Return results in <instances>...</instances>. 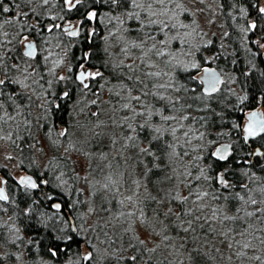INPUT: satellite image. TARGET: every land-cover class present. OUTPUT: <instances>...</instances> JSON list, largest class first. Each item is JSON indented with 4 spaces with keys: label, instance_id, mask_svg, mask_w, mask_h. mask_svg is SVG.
<instances>
[{
    "label": "rangeland",
    "instance_id": "obj_1",
    "mask_svg": "<svg viewBox=\"0 0 264 264\" xmlns=\"http://www.w3.org/2000/svg\"><path fill=\"white\" fill-rule=\"evenodd\" d=\"M75 1L76 0H72L73 3ZM91 1L92 0H89L87 2L90 3ZM9 3L10 0H8L5 5L12 9ZM15 3H19L20 8L17 9L13 3V11L10 10L12 11V15L10 14V11L3 12L2 10V13L0 12V25H2V27H0V57L3 58L0 60V63L5 65L4 69H0V77H3L4 71H7L10 77L22 80L25 75H28L26 83L31 85V87L25 89L24 92L25 94H30L32 96V104L29 107L23 108L24 115H16L13 108L6 104L7 111L12 115H16L17 120H8L6 123L0 122V128H2L0 135L7 136L8 133H12V139L15 140L14 125H19L18 123L23 121L25 115L29 112L31 115L27 118H34L37 120L39 117V123L44 126V130L46 131L43 134L40 132L37 140L32 143L35 147L30 145L32 148L31 160L30 158H25L23 160L18 154L19 152L14 149V144L11 141H0V187L2 186V179H5L8 194H12L11 199L9 196V199L11 200L10 202L0 201V233H2L4 239H7L11 244L9 252L6 251L5 247L0 245V257L3 258L0 259V264H28L26 246L29 237L25 231L18 226V217L16 213L18 209L15 201V194L17 190L16 186L20 184V181L27 175L32 176L29 172V169L32 167H37V173L40 176L36 180L40 184L38 189H41L43 186L44 188H47V186L45 187L47 183L45 185L41 184V182L46 181V179L48 181V178L45 179L43 177L44 171L47 170L50 185L52 184L56 190L64 194L66 199L69 198L70 200L68 203L71 201H77L76 206L73 209L74 214L69 207H63L62 215H64V217L66 216V218L71 221L68 223L67 228H65L63 220H60L59 217L58 220L61 222L60 230L64 229V231H61L63 234H60V236L66 235L67 232L75 226L79 232L78 239L82 241L81 246L77 251L72 250L68 254L61 253L58 258L54 259L38 257L34 264H77V261H79V264H115V261L111 259L112 253L122 254L125 257L133 254L137 255V252L139 253L141 250L138 247L132 249V247L129 246L130 240L132 244H135L136 242L131 239V233L125 232V228L127 227L125 221L127 218L121 216L120 213H127L129 211H137V213H139V209L143 208L146 214L152 216L154 209H163L164 206L151 200V196L157 195L156 189L153 188L151 183L148 184V190H145L143 186L137 189L134 181L137 179L143 180V177L139 175L142 168L136 163V151L131 147V142H128L129 147H123L125 136L132 134L127 125L132 124L133 127H136L145 119V117L135 115L132 108L125 109L122 107L124 103L129 102V94L128 90L122 88L121 85L123 83L132 86V82L122 78L117 80L113 78L114 76L112 73H101L102 75L97 76L95 79L91 77L89 87L84 88L83 84H81L77 78L78 72L81 70L85 71L88 68L91 69V73L100 72V70L91 68L85 63L78 65L76 71L73 69L74 65L69 52L70 49L79 43L78 41H71V43L67 44V42L65 44L64 39L69 37V39L71 38L72 40H75L78 37H70L63 27L69 23L67 15L69 12L75 11V9L73 8L74 10L69 11L64 0H49L47 4H45L43 0H33L31 4L26 3L25 0H15ZM84 3H86V0H82L78 6L83 5ZM89 5H92V3ZM97 5L100 7L105 6V4L102 3H97ZM184 5L192 11H195L197 8L202 9V11L197 12L194 17L198 27H195V30H193V28H181L179 32L181 41L183 42L170 41L171 50L176 54V60L173 61V64L179 63L181 68L165 70L170 71V75L175 78H177V74H179L178 72L195 70L198 73L196 77L200 78L203 69L210 66L208 62L212 59V56H207L205 60L206 62L204 65H201L196 58L197 48H195L194 43L198 40L203 42L202 44H206L205 42L207 40L209 41L214 33L217 32V27L221 26L222 17L220 16V10L215 0H204L203 4L197 3L196 5H193L191 0H184ZM260 8H264V1H262ZM109 9L108 12L97 11L98 18L92 21L87 19L88 21L82 30L83 33H87V37L90 38L95 36V25L93 24H95L96 21L99 22L102 29L105 27V33L100 36L102 43L104 44V51L107 55V61L104 60V65L109 67L107 68L108 72L110 69H113L112 66L118 63L119 59H124V53L119 50L123 41H121L119 37H127L136 34L134 32L131 34L128 31H125L128 28H135L136 22L124 16L120 7L109 6ZM93 11L96 12V10L86 11L85 18L88 13ZM24 12H27L28 15H23ZM240 14L241 13L238 14L240 16L238 18H236L235 15L232 16V20L243 24L241 19L244 17ZM116 17H119V19H116ZM181 19L183 20L184 17L181 16ZM6 20H10L11 22L6 23ZM249 22V30L248 28L246 29L248 33L251 30L250 25L253 23L255 24L253 20H249ZM41 25L44 26L42 27ZM49 27H52V32L47 31V28ZM42 29H44L43 32H41ZM242 30L244 31V29ZM113 33L115 35H113ZM24 36H29L35 40L34 42H37L38 50L35 58L23 56L25 49L24 44L26 42L23 41ZM36 36L39 38V41L36 39ZM8 41H11V43H8ZM149 43H151V41H149ZM254 44H256L258 53L261 54L264 61V47H261V45H264V42L259 38H256ZM131 50L133 49H130V52ZM131 54L135 57L140 53L138 50H133ZM152 59L156 60L157 58L153 57ZM131 62V59L125 60V63ZM13 64L18 65V69L12 68L11 65ZM193 64H197L199 67L194 68L192 67ZM160 67L164 66L161 64ZM185 67L187 68V71L184 70ZM25 69H27L26 73L24 71ZM71 72H73L78 87L75 88L73 92H70L73 87L72 85L74 84L70 76ZM221 73L223 76L221 89L224 92L225 98L234 96L237 99L236 91L238 88L235 83L234 75L223 71H221ZM60 77H64L65 79L61 80ZM167 79V77H163L158 82H165ZM34 81L36 83H33ZM49 81H51V86H49ZM86 82L89 83V80H86ZM145 83L148 85L147 89H143L142 85H136L133 87L132 95H141V100L145 105H151L153 108L163 107L164 102L161 101L162 104H157L156 102L159 100L152 95H142L143 91H159L165 95H179V93H170V90L166 92L165 89L154 88L153 84L157 83V81L145 80ZM64 92L72 93L74 95L71 96V98L68 97L69 100L66 98V100L64 98L58 99L57 97H61ZM117 93H119V95H117ZM190 96L194 98L192 93H190ZM197 97H199V95L195 96V98ZM5 99L7 98L5 97ZM206 99L208 100V98ZM206 99L204 102L207 104ZM17 100L21 104H24L25 102L21 96H17ZM62 100L69 101L66 103L69 104V111L67 117H65L67 121L66 124L61 122L55 123L52 121L53 119H49L52 110L57 109L55 108V105H60ZM41 103L44 104L45 109L48 111H44L38 107ZM130 103L132 107L135 108L136 112L144 111V109L140 107V102L132 100ZM257 109L264 110V105H261ZM92 113H97V115H92ZM2 114L3 112L0 111V115ZM173 114L178 117L183 115H179V113ZM219 115H221V113H219ZM194 117L196 118V116H193L192 118L189 117L190 120L182 121L184 128L177 132V137H179V139L175 140L176 152L183 153L187 150L189 154L180 157L174 156L170 161L171 168L173 169L171 175L174 177L172 184L179 189L182 183V181L179 180V177L183 176V178H185L183 186L185 192L183 193L184 195L188 194V185L192 182L191 178H186L190 171L196 169V176L200 175L201 169L205 170L207 173L209 164L203 162V157H205L208 148L212 149L211 152L214 156L219 145L224 143H230L232 146L235 145V143L232 142L233 137L231 132L226 128L221 132H214V140H217L216 142H213L208 131L206 132L202 129V123L200 122L196 124L198 120L196 121L193 119ZM158 119V117L153 116L151 122L155 123ZM245 121L246 119L244 117L243 125ZM169 123L176 125L177 121H170ZM97 125H99V127H97ZM121 125H123V127H121ZM84 126L94 128L95 132H99L101 135L95 136L89 134L88 142H85L82 135V132L86 130ZM189 127L192 131L189 132L188 137H184L183 132L187 131ZM64 128L68 129L69 134L62 137L59 135V132ZM3 130H6V132ZM49 131H51L50 138L47 135ZM139 131L140 129L137 127V133H139ZM201 134H203L202 138H197L201 137ZM189 138H191V143H185ZM112 139H115L116 141L114 145L112 144ZM167 139L171 140L173 138L168 136ZM54 141L57 143H53ZM16 142L15 146H18L19 142ZM70 145L73 147H69ZM262 145H264V142ZM41 148H43V151H40ZM193 148L196 150L193 151ZM65 149L68 150L65 151ZM253 150H255V148H252L250 152ZM262 150L264 152L263 147ZM55 151L61 154L64 158H69L72 163L76 160H89L91 170L87 174V181L84 179L86 173L82 172L79 167H76L74 169V177H77V174H79V179L76 178L77 183L75 184L74 189L73 183L69 181L70 179H67V177L64 176V173L62 175V172L56 171L54 166L52 168L50 165V161L55 157ZM7 156H11L12 158L6 159ZM224 171L225 169L221 172ZM108 176H111L112 181H114V183L110 185L111 191H105L103 189V185L109 183L106 179ZM57 177H60V179L58 180ZM249 179L250 178H245L247 184H249ZM229 183L233 182L229 181ZM263 185H248L250 189L256 190L248 194L256 197L257 194H260L258 189L264 187ZM21 187L28 188L27 185ZM202 190H204V188H202ZM134 192H138V195L134 197L136 205L135 207H132L125 198L132 195ZM161 195L163 194L161 193ZM241 195L245 194L241 193ZM52 197H54V200H52L51 203L52 205L54 203H60L63 206L62 202L58 200L61 196L58 199L55 196ZM121 200H124L123 204L120 203ZM102 203L105 204L109 211H100ZM205 203L206 207L204 209V214L210 216L212 208L218 207L222 201H213L210 197H207L205 198ZM90 206L94 207L96 212L88 213V208ZM188 206L192 207L191 204ZM254 207H264V205H244V209L247 211H252ZM82 214L83 221L79 218ZM239 215L243 216L244 211L242 210ZM248 219L249 218H245V220L238 219L235 222L227 223L229 228L235 230L234 234L236 235V239L241 242L245 239H251L252 232H255L256 235H261V233L256 230L258 228H264V224H262L257 218H251L253 219L251 220L253 227L249 231V234L245 237L240 236L239 232L241 231V226H246L245 221ZM82 223L86 231H79V226ZM215 226L217 229L222 227L218 223ZM159 230L160 229L157 228V231ZM114 232L117 235L118 233H121L120 236L123 238L115 241L113 238ZM105 233H107V235H105ZM168 234L170 236L175 235L173 232H169ZM197 234L202 235L199 229L197 230ZM219 239V237L213 238L210 236V242L203 248L204 252L210 253L213 257V259H210L209 261L210 264H259L258 261L238 257L235 254L236 245H233V248L229 250L219 243ZM87 241H91L96 249L94 252V255L96 256L94 262H84L83 260H80L78 255V253L93 251V248L89 247ZM179 243V240L164 242L161 237H156L153 242L148 244V247L151 248L156 245H159V247L156 248L155 252L144 251V255L146 256H144L145 258L141 264H145V262L148 261V258L153 255L157 258L159 257L162 261L168 259L170 264H180V261H183L184 264H188L187 255L183 254L182 250H177L176 246H178ZM253 243L257 246V253L255 254H261V251L264 250V246L259 245L258 241L255 240ZM214 244L216 247L221 248V253L212 250ZM190 246L191 241L189 242V247ZM248 255L251 256L254 255V253L249 250ZM17 256H19L20 259H17ZM229 257H231V259H229Z\"/></svg>",
    "mask_w": 264,
    "mask_h": 264
},
{
    "label": "snow or ice",
    "instance_id": "obj_2",
    "mask_svg": "<svg viewBox=\"0 0 264 264\" xmlns=\"http://www.w3.org/2000/svg\"><path fill=\"white\" fill-rule=\"evenodd\" d=\"M26 3L31 4L33 0H25ZM45 4L49 0H43ZM82 0H76L74 4L72 0H64V3L68 6L69 11L72 8L76 7V4L81 3ZM97 3L108 4L111 6L120 7L122 14L128 19L134 20L136 22L135 28H128L125 31L129 33H136L134 36L129 35L127 37H119L123 43L120 46V52L124 53V59H119L118 63L114 64L112 67L114 70H126V71H116L118 78L126 79L132 82V86L128 84L121 85L122 88H126L129 94V102L122 105L123 108L128 109L132 108V111L135 112V115L145 117L144 121L133 127L132 124H128L127 127L132 133L131 135L125 136V143L123 147H129L128 142H131V147L136 151V163L141 166L142 170L139 173L143 180L137 179L134 181L137 189L143 186L145 190H148V184L151 183L153 188L156 189L157 195L151 196V200L155 201L157 204L164 206L163 209H154L152 216H149L145 213L143 208L137 211H129L127 213L121 212V216H125L127 227L125 228L126 233L132 234V240H135V244H132L131 240L129 241L130 247H138L141 251L155 252V247H148V244L153 242L156 237H161L164 242H171L172 240H179L180 243L177 247V250H182L183 254L187 255L188 264H209L210 259H213L210 253L204 252L203 248L207 246L210 242L209 237H219V243L231 250L233 245H236L235 254L238 257H243L248 260L258 261L259 264H264V250L261 251V254L257 253V246L253 241H258V244L264 246V228H258L256 231L260 232L261 235H256L255 232H252L251 239H245L243 242L236 239L234 234V229L227 226L228 222H235L238 219L245 220L246 226H241V231L239 235L245 237L249 234V231L252 229L253 225L251 223V218H257L262 224H264V207H254L252 211H247L244 209V205H264V187L258 189L260 193V199L258 200L254 195H249L248 193L254 192L256 190L250 189L248 184L243 183L241 187L246 190L245 195H241L240 192L234 191L236 188L235 183H229L226 179L227 169L224 172L217 173L215 176L208 175L205 170L201 169L200 175L195 179L200 180L203 178L205 181H208L207 185L211 191L202 190L200 185H197L196 188H192L191 185H188L189 191L187 195H182L178 188L170 183L173 180L171 172L170 161L174 156H187L189 153L185 150L183 153L176 152V143L175 140H178L177 132L184 128L182 121L189 120V115H180L179 117L173 113H182L187 109L192 108V105L188 103L187 96L180 95H165L159 91H143L142 95H152L159 101L164 102L163 107L153 108L151 105H145L141 100V95H132L133 87L136 85H142L143 89H147L148 85L145 83V80L157 81L153 84V87L156 89H165L170 93H179L183 90L185 93L189 89L182 84H179L177 78L170 75V71L165 69L176 68L180 69L181 65L179 63L173 64V61L176 60V54L170 47V41H181V36L179 30L181 28H193L198 27L194 19L197 12L202 11V9H195V11L189 10L184 5V0H96ZM15 7L20 8L19 3H15ZM193 5L197 3L203 4L204 0H191ZM0 6H3V12H9L11 9L4 4V0H0ZM179 10V11H177ZM261 14H264V8L259 9ZM23 15L27 16L28 13L24 12ZM97 12L93 11L88 14L87 19L92 21L97 19ZM181 16L184 19H181ZM119 19V17H116ZM6 23H10V20H6ZM2 27V25H0ZM58 27V26H57ZM256 24H251L250 28L255 29ZM52 27L47 28L48 32H52ZM65 31H69L65 29ZM70 35H78L76 31H69ZM113 35H115L113 33ZM23 41H28V37L24 36ZM151 41V43H149ZM183 42V41H181ZM11 43V41H8ZM25 51L23 52L24 57L34 58L35 56V45L28 41L25 45ZM264 47V45H261ZM130 49H136L139 51V55L135 57L132 56ZM156 57V60L152 58ZM3 58L0 57V60ZM126 59H131V63H125ZM138 61V62H137ZM159 63H158V62ZM164 67H160V65ZM12 68H17L18 65H11ZM192 67H199L197 64H193ZM5 65L0 63V69H4ZM187 71V68H184ZM25 73L27 69L24 70ZM205 75L202 77V83L206 85L203 90V96L211 97L215 92L219 91V84L222 81L216 76L215 73H210L208 69L204 70ZM95 79L97 76L102 75L100 72L96 73H84L81 72L78 79L80 83L83 84L84 88H88L89 85L84 83L89 76ZM143 77V78H142ZM163 77H167V81L158 82ZM28 75L24 76V79L12 78L9 76L7 71H4L3 77H0V111L3 112L0 115V122L6 123L8 120H16V115H24L23 108L29 107L32 104V96L30 94H25L24 90L31 87L26 83ZM61 80L65 79L60 77ZM33 83H36L35 81ZM49 86H51V81H49ZM42 87V85H41ZM11 89V91H10ZM35 91V90H34ZM195 92V89H191ZM119 95V93H117ZM17 96H21L24 99V104H21L17 100ZM69 96L68 92H64L61 97L58 99L67 98ZM5 97L7 99H5ZM198 99L201 97H197ZM135 100L140 102V107L144 111L136 112L135 108L132 107L130 101ZM50 103V102H49ZM94 103V101H93ZM6 104L13 108V111L16 112V115H12L7 111ZM44 111L45 109L43 103L38 105ZM60 105L56 104L55 108L59 109ZM207 110V104L205 103V109ZM167 113V114H166ZM31 113H27L23 121L25 127L30 128L32 126V121L27 117ZM92 115H97V113H92ZM153 116L158 117L159 119L153 123ZM130 119V118H129ZM197 119V118H193ZM198 119H205V117H199ZM257 119L256 113H252L250 116V122L245 127L244 131L246 133L244 139L248 140L249 137H253L259 134V132L264 131V124L257 129L256 125L253 123ZM170 121H177L176 125L169 123ZM42 125L39 123V117L37 118L36 127L39 128ZM85 127V131L82 132L84 141L88 142L89 134L95 136H100L101 133L95 132L94 128ZM99 127V125H97ZM123 127V125H121ZM137 127L140 129V132H146L147 136L141 137L137 133ZM192 129L189 127L187 131L183 132L184 137L189 136V132ZM2 132V128H0ZM68 129L64 128L59 132L60 136H67ZM48 137H51V131L47 133ZM197 137V138H202ZM168 136H171L173 139H167ZM21 137L17 136L16 139ZM8 140L13 144L16 143L12 139V133H8L7 136L0 135V141ZM57 143V142H53ZM116 143L115 139H112V144ZM185 143L190 144L191 138L185 141ZM35 147V145H32ZM69 147H73L70 145ZM68 149H65L67 151ZM196 149L193 148V151ZM43 151V148L40 149ZM216 158L220 161H228L229 150L224 148L223 150H217V153H214ZM249 157L255 158L260 157L259 161L255 159H249ZM11 156H7L6 159H11ZM103 158V154H102ZM238 165H253L259 164L261 168H264V152L260 150H253L246 154L244 158L237 159L235 161ZM79 167L80 170L86 175L84 179L87 181L88 173L90 172V161L85 160H76L73 161V169ZM243 175H248V169H241ZM63 175V173H62ZM187 175H191L188 173ZM59 180L60 177H57ZM77 179H79V174H77ZM106 179L109 183L103 185L105 191H111L110 185L114 183L112 177L108 176ZM215 181V184H212V181ZM21 183L26 184L30 188H37L38 185L31 181V179H24ZM47 183V181H43ZM66 183V182H62ZM161 193L163 195H161ZM138 195V192H134L132 195L127 196L125 199L129 202L130 206L135 207L136 200L135 196ZM210 197L213 201H222L218 207H213L211 210V215L204 214V209L206 207L205 198ZM8 197L4 194L3 189H0V201H7ZM47 199L52 200L54 197L49 195ZM77 201H71L68 205L69 209H74ZM121 204L124 203V200L120 201ZM191 204L192 207L188 205ZM52 208L55 210V214H60L63 211V206L60 203H54ZM244 211V215L240 216L239 213ZM31 211V209H29ZM100 211L106 212L109 209L105 204H101ZM96 209L94 207L88 208V213H94ZM83 221V214L79 217ZM51 219V217H49ZM60 220L64 221L65 228H67L69 221L63 215L59 216ZM221 225L220 229H217L216 224ZM157 228L160 230L157 231ZM200 230L202 235L197 234V230ZM18 231V230H17ZM60 231H64L61 229ZM79 231H86L83 223L79 226ZM175 233L174 236H170L168 233ZM76 234L74 236L73 234ZM79 232L77 227H72L66 235L63 236H54V240L57 243L50 245L47 249L48 254L52 258H58L61 253L68 254L71 252V245L74 243L75 239L78 238ZM107 235V233H105ZM191 241V246L189 247V242ZM14 242V241H13ZM89 247L93 248V251L87 253H78L80 260L84 262H94L96 256L94 252L96 251L94 245L91 241H87ZM29 244H32V240H29ZM213 251L221 253V248L213 245ZM254 253V255H248V251ZM20 259L19 256L16 257ZM0 259H3L0 257ZM111 259L115 261V264H122L123 261H127V264H139V258L136 254L130 256H123L122 254L112 253ZM231 259V257H229ZM79 264V261H77ZM147 264V262H145ZM180 264H184L183 261H180Z\"/></svg>",
    "mask_w": 264,
    "mask_h": 264
},
{
    "label": "trees",
    "instance_id": "obj_3",
    "mask_svg": "<svg viewBox=\"0 0 264 264\" xmlns=\"http://www.w3.org/2000/svg\"><path fill=\"white\" fill-rule=\"evenodd\" d=\"M87 1L89 0H86V3L82 5L83 10L81 17H85L84 14L86 11L92 9L99 12H108L110 10L107 4L100 7L94 0H92L90 3ZM215 1L217 2V6L220 10L222 24L221 26L217 27V32L214 33L209 41L207 40L205 42L206 44H202L203 42L198 40L194 43L195 48H197L196 58L198 62L201 63V65H204L206 62V57L212 56V59L208 62L211 67L218 69L220 72L223 71L225 73L234 75L235 83L238 88L236 91L237 99L234 96L225 98L222 89L219 91V93L212 95L211 97L203 96L201 82L199 78L196 77L198 74L197 71L193 70L187 72H178L179 74H177V80L179 84L185 85L189 89L187 93L181 90L179 95L187 96L188 103L192 105V108L179 113V115L186 114L189 115L190 118L196 116L197 119L195 120H198L196 124L200 122L202 123V129L206 132L208 131L213 142H216L217 140H214V132H221L225 128L231 132L233 137L232 142L235 143L233 146L234 155L232 158L226 162L220 161L215 157V155H212V149L208 148L205 157H203V162L209 164L207 174L210 176H215L223 169H227L229 167V171L226 173V179L236 184L234 191L246 194V190L241 187V184H247L245 178H250L248 180L249 186L264 184V168H261L259 164L238 165L235 163L237 159L244 158L251 150L249 144L245 142L242 132L245 114L259 108L261 105H264V61L261 54L258 53L256 44H254V40L256 38H259L264 42V14H261L259 11L260 5L264 0ZM91 3L92 5H89ZM72 12L73 11L69 12L67 19L73 16L74 12ZM239 13H241L240 15L244 17L241 19L243 24L238 23V21L234 22L232 20V16L234 15L236 18L240 17L238 15ZM249 20H253L257 27L255 29H251L248 33L246 29L248 28L249 30ZM41 26L43 27L44 25ZM242 29H244V31ZM43 30L44 29H42L41 32H43ZM94 30L96 32L94 37L89 38L87 37V33H83L82 31V34L75 40H72L71 38L69 39V37L64 39L65 44L67 42V44H69L71 41H78L79 43L70 49L69 52L74 65L73 69L76 71L78 65L86 63V65L89 67L100 70V73H112L114 76L113 78L118 80L119 78L116 75V71L110 69L108 72L107 68L109 67L104 65V60L107 61V55L104 51V44L102 43L100 35L105 33V27L102 29V27L99 25V22L96 21ZM36 39L39 41L37 36ZM133 50H131V52ZM70 76L74 83L70 92H73V90L78 87L77 82L74 79L73 72H71ZM191 89H195L196 91L193 92ZM190 93L194 95V98L190 96ZM73 95L74 94L69 93L68 97L71 98ZM196 95H199L201 98H195ZM68 97L66 99H68ZM206 98H208V100ZM205 99L207 101V110H204V103H206L204 102ZM67 102L69 101L62 100L60 102L59 109H53L52 113L49 115V119H53L52 121L55 123L61 122L66 124L67 121L65 117H67L69 111V104H66ZM156 103L162 104L161 101ZM219 113H221V115H219ZM199 117H205V119H198ZM30 120L32 121V126L30 128L25 127L23 123L14 125V139L19 142L18 146H15L14 144V149L19 152L18 154L23 160L25 158H30L31 160L32 148L30 145H32V143L37 140L40 132L43 134L46 131L44 130V126L39 128L36 127V119L31 118ZM3 131L6 132V130ZM139 134L141 137L147 136L146 132L139 131ZM17 136L21 138L17 140ZM263 142L264 136L260 140V143L263 144ZM262 147L264 149V145H262ZM256 160L259 161L260 159ZM50 165L52 168L54 166L56 171L64 173V176L67 177V179H70L69 181L73 183V188L75 189L77 177H74L73 163L69 158H64L61 156V154L55 151V157L50 161ZM242 168L248 169L247 176L243 175L241 171ZM195 170L193 169L190 171L189 173L191 175L186 177L191 178V187L196 188L197 185H200L201 189L204 188V190L211 191V189L207 187L209 184L208 181H205L203 178L200 180L195 179L197 177L195 175L197 174L195 173L197 171ZM29 172L32 174L35 180L40 177L37 173V167H32L29 169ZM43 177L45 179L48 178V181L46 179L47 184L45 185L47 188H44L43 186L41 189L33 191L26 187L22 188L20 184H18L20 187L18 185L16 186L17 190L15 194V201L18 209L16 212L18 217V226L22 228L29 237L27 241L28 244L26 246L28 264H34L38 257H43L44 259H54L48 254L47 249L50 245L57 243V241L53 238L54 236H58V234L60 236V234H63V232L60 231L61 222L58 220V215H62V213L58 215L55 214V210L52 208L51 204L52 200L54 199L49 200L47 197L51 195L57 197L58 199L61 196V198L58 200L61 201L63 207L65 206L66 208H68V202L70 200L69 198L66 199L65 195L56 190L52 184L50 185L47 170L44 171ZM179 180H181L182 183L178 190L182 195H184L183 193L185 192L183 190V186L185 178L181 176L179 177ZM170 183L172 184V181H170ZM211 183L215 184V181L213 180ZM11 195L12 194H9L10 199L12 197ZM256 198L260 199V194H257ZM10 201L11 200H9V202ZM29 209H31V211H29ZM71 212L74 214L73 209H71ZM49 217H51V219H49ZM1 234L2 233H0V245L5 247L6 251L9 252V247H11V244L7 241V239H4L3 234ZM120 234L121 233H118L117 235L114 232L113 238L115 241L123 238L120 236ZM73 235L76 236L75 234ZM29 240H32V244H29ZM81 243L82 241L76 238L74 243L71 245V251L79 250ZM135 248L137 247H132V249ZM137 256L139 258V264H141L145 258L144 256L146 255H144V251H141L139 253L137 252ZM166 261L165 259L162 261V259L160 260L159 257L157 258L155 255H153L152 257L148 258L147 264H170L168 259H166ZM122 264H127V261H123Z\"/></svg>",
    "mask_w": 264,
    "mask_h": 264
},
{
    "label": "water",
    "instance_id": "obj_4",
    "mask_svg": "<svg viewBox=\"0 0 264 264\" xmlns=\"http://www.w3.org/2000/svg\"><path fill=\"white\" fill-rule=\"evenodd\" d=\"M65 29H68V30L70 29V31H76V32H78V35L80 33V27L74 28V25H68V26L65 27ZM78 35H75V36L70 35V36L73 37V38H75ZM36 54H37V49H36V46H35V56H36ZM205 69H208L210 73H215L216 76L222 81V83H220L219 86H218L219 87V91H220L221 88H222V84H223V76H222V73L218 69H216L214 67H211V66L205 67L203 69V71H202V74H201L200 78H199L200 82L202 81V77H204V75H205V72H204ZM81 72L91 73V69H87L85 71L84 70H81L79 72V74L77 75V78L79 77V75H80ZM84 83H87L86 80L84 81ZM87 84L89 85V83H87ZM201 85H202V91H203L204 88L206 87V85L204 83H202V82H201ZM216 93L217 92H215L214 94H216ZM252 113H256V116H257V119L255 121H253V123L256 125L257 129L261 126V124H264V110L263 109H255V110H252V111L248 112L245 115L246 121H245V123L243 125V137H245V135H246L244 129L249 124V122H250V116H251ZM262 135H264V131L259 132V134L256 135V136L249 137L246 142H249L250 140L257 139L258 137H260ZM224 148H227L229 150V153H230L229 158H230L233 155V153H234V148H233L232 144H230V143L221 144V145L218 146L217 150L218 149L219 150H223ZM217 150L215 151V153H217ZM258 150H260L261 152H263L261 149H258ZM215 157H216V155H215ZM24 179H31L32 182H34V183H36L38 185V187L35 188V189L30 188V187L27 186L30 190H37L39 188L40 184L34 179L33 176L27 175L22 180H24ZM41 184L42 185H45V183H43V181L41 182ZM0 189H3L4 194L8 197L7 201H4V202H8L9 201V196H8L5 188L4 187H1Z\"/></svg>",
    "mask_w": 264,
    "mask_h": 264
},
{
    "label": "flooded vegetation",
    "instance_id": "obj_5",
    "mask_svg": "<svg viewBox=\"0 0 264 264\" xmlns=\"http://www.w3.org/2000/svg\"><path fill=\"white\" fill-rule=\"evenodd\" d=\"M8 0H4V4H6V2H7ZM74 3H76V1L74 2ZM10 5H11V7H12V11H13V0H10V3H9ZM79 4H76V7L74 8L75 9V11H73L74 13H73V16H71V18H68L69 20H68V24L67 25H65L64 27H63V29L65 30V27L66 26H68V25H74V28H77V27H80V33H79V35L78 36H80L81 34H82V30H83V28H84V25L86 24V22L88 21L87 20V17L85 18V17H81V15H82V10H83V6L82 5H80V6H78ZM2 8H3V6H0V12L2 13ZM73 8L71 9V10H74ZM92 10H94V9H92ZM12 11H10V14L12 15ZM97 12V11H96ZM89 14V13H88ZM88 14H87V16H88ZM1 15V14H0ZM85 15V14H84ZM1 17V16H0ZM93 25H95V24H93ZM69 31H70V29H69ZM69 31H66L68 34H69ZM70 35V34H69ZM77 36V37H78ZM28 37V39H30V40H28V41H31L35 46H36V49L38 50V44H37V42H34L35 40H33L31 37H29V36H27ZM71 37V36H70ZM73 38V37H72ZM32 39V40H31ZM28 41H26L25 42V44L28 42ZM24 44V45H25ZM26 49H24V51H25ZM35 58V57H34ZM86 64V63H85ZM88 69H90V68H88ZM80 72V71H79ZM79 72H78V74H79ZM77 74V75H78ZM87 80H89V84H90V82H91V76H89V78L87 79ZM80 82V81H79ZM263 136L264 135H262V136H260V137H258L257 139H254V140H250L249 142H246V143H248L249 144V146H250V148L252 149V148H255V150H257V149H261L262 150V145H261V143H260V140L263 138ZM245 140V139H244ZM257 143V144H256ZM263 151V150H262ZM250 159H261L260 157H255V158H252V157H250ZM20 185L21 186H24L25 184H23V183H21V181H20ZM1 187H4L5 188V190H6V192H7V194H8V190H7V186H6V180L5 179H2V186ZM0 187V188H1ZM39 190V189H38ZM33 191H35V190H33ZM37 191V190H36ZM8 196H9V194H8ZM10 200V199H9Z\"/></svg>",
    "mask_w": 264,
    "mask_h": 264
}]
</instances>
